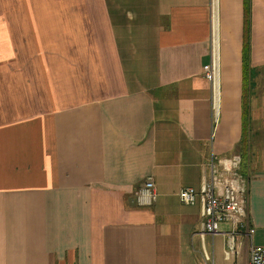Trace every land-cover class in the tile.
I'll return each mask as SVG.
<instances>
[{
  "label": "crops",
  "instance_id": "0c3cea01",
  "mask_svg": "<svg viewBox=\"0 0 264 264\" xmlns=\"http://www.w3.org/2000/svg\"><path fill=\"white\" fill-rule=\"evenodd\" d=\"M212 2L0 0V264H210L208 238L224 253L225 236L202 237L201 205L179 192L201 188L212 158H243L246 140L251 243L264 248V0H215L216 124ZM150 177L156 199L142 204ZM237 241L225 260L248 264Z\"/></svg>",
  "mask_w": 264,
  "mask_h": 264
},
{
  "label": "built area",
  "instance_id": "2783aa9c",
  "mask_svg": "<svg viewBox=\"0 0 264 264\" xmlns=\"http://www.w3.org/2000/svg\"><path fill=\"white\" fill-rule=\"evenodd\" d=\"M222 45L219 28L218 10L215 0L211 3L210 18V59L203 67V75L211 85V108L214 124L220 117L222 103L221 82ZM242 158H212L210 177L204 179L199 190L188 187L179 192V198L185 205H201L203 224L201 236L224 235L226 239L225 255L234 257L238 250V237L244 236L248 244V264H264V248L251 243L254 229L248 212L249 180L241 173ZM154 180L147 178L139 189L142 204H151L156 199ZM229 225L228 231L221 226ZM250 241V242H249ZM206 260L209 255L204 252Z\"/></svg>",
  "mask_w": 264,
  "mask_h": 264
},
{
  "label": "rangeland",
  "instance_id": "374dc122",
  "mask_svg": "<svg viewBox=\"0 0 264 264\" xmlns=\"http://www.w3.org/2000/svg\"><path fill=\"white\" fill-rule=\"evenodd\" d=\"M258 136H260L262 139L255 137V132L253 133V145H264V134L260 135L261 133H257ZM254 151V147H253ZM225 230L226 227H223ZM207 247L209 251V255L211 256L212 260L210 264H232V261L225 260V256L223 253V242L220 238H215V241H212L211 238H208L207 240Z\"/></svg>",
  "mask_w": 264,
  "mask_h": 264
},
{
  "label": "trees",
  "instance_id": "16d2710c",
  "mask_svg": "<svg viewBox=\"0 0 264 264\" xmlns=\"http://www.w3.org/2000/svg\"><path fill=\"white\" fill-rule=\"evenodd\" d=\"M247 22L249 23V20H248V18H247ZM248 50H249V42L248 41H246V55H247V53H248ZM246 150H247V140L246 141H244V146H243V152H244V154H243V158H242V173H243V167H245V165L247 164V162H246Z\"/></svg>",
  "mask_w": 264,
  "mask_h": 264
}]
</instances>
